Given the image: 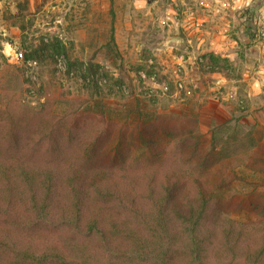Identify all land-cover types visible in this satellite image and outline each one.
<instances>
[{"label": "rangeland", "instance_id": "1", "mask_svg": "<svg viewBox=\"0 0 264 264\" xmlns=\"http://www.w3.org/2000/svg\"><path fill=\"white\" fill-rule=\"evenodd\" d=\"M0 109L36 161L120 164L189 136L170 149L231 162L225 209L246 218L264 196V0H0Z\"/></svg>", "mask_w": 264, "mask_h": 264}, {"label": "trees", "instance_id": "2", "mask_svg": "<svg viewBox=\"0 0 264 264\" xmlns=\"http://www.w3.org/2000/svg\"><path fill=\"white\" fill-rule=\"evenodd\" d=\"M189 138L150 139L120 164L56 163L25 155L24 139L2 124L0 264H264V196L246 218L231 217L226 200L239 196L230 186L241 177L231 162H210L211 148L170 149Z\"/></svg>", "mask_w": 264, "mask_h": 264}, {"label": "built area", "instance_id": "3", "mask_svg": "<svg viewBox=\"0 0 264 264\" xmlns=\"http://www.w3.org/2000/svg\"><path fill=\"white\" fill-rule=\"evenodd\" d=\"M8 55L10 56V60L15 64H21L25 61L23 52L21 50L14 49L12 45H9Z\"/></svg>", "mask_w": 264, "mask_h": 264}]
</instances>
